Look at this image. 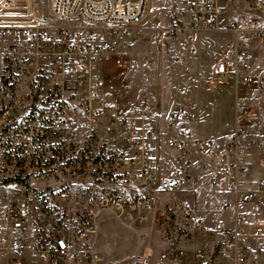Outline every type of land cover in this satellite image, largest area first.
<instances>
[{
    "label": "built area",
    "instance_id": "obj_1",
    "mask_svg": "<svg viewBox=\"0 0 264 264\" xmlns=\"http://www.w3.org/2000/svg\"><path fill=\"white\" fill-rule=\"evenodd\" d=\"M149 1L50 0L44 14L34 0H0V185L13 187L12 203L0 219L26 230L30 193L46 200L58 187L75 208L66 227L38 247L48 264H103L95 246L96 219L98 210L110 206L127 209L132 219H152L166 244L157 260L135 258L130 264H264L250 257V221L239 208L251 205L253 215L264 213V177L251 186L245 159L252 146L260 145L264 153L262 115H254L250 105L255 92L264 89V64L260 76L253 73L259 52L264 59V19L243 21L238 0H185L188 35L175 57L182 67L197 55L200 32L233 34L208 84L237 81L235 132L220 150L214 138L201 139L171 123L175 168L158 183L151 142L106 98L103 68L110 59L118 67H137L120 50L119 35L142 27ZM179 86L180 115L194 121L199 82L189 72ZM56 176L55 185L38 180ZM188 184L231 193L234 227L222 222L218 229L208 228L192 200L182 196ZM255 236L264 238V221ZM2 238L0 264H23L19 250L6 256ZM184 241L199 245L188 249ZM259 250L264 255V247Z\"/></svg>",
    "mask_w": 264,
    "mask_h": 264
},
{
    "label": "rangeland",
    "instance_id": "obj_2",
    "mask_svg": "<svg viewBox=\"0 0 264 264\" xmlns=\"http://www.w3.org/2000/svg\"><path fill=\"white\" fill-rule=\"evenodd\" d=\"M258 1L238 0L237 12L243 21L264 19V0ZM34 2L44 14H49L50 0ZM188 22L185 0H150L149 13L141 23L142 27L130 28L119 35L120 50L134 58L137 67L132 70L118 67L113 59L107 60L103 66L107 82L106 98L113 103L117 113L134 119L139 133L152 141L156 152L161 148L170 159L175 149L169 143V126L176 122L174 117L186 119L180 115L183 94L179 85L189 72L198 82L199 78L202 81L208 79L210 69L227 53L226 43L233 38V34L226 31L200 32L197 36V55L189 56L187 67H182L175 57L188 35ZM253 64V73L260 76L264 64L262 55ZM211 87L219 92L211 95L215 105L210 117L204 119L203 127L211 132L224 131L229 127L232 99L230 94L220 91L227 86ZM253 98L250 104L252 112L262 115L264 119V89ZM156 160L160 168L161 161ZM163 163L167 170V162ZM38 180L51 185L58 182L57 176ZM12 188L11 185H0V216L12 203ZM30 196L32 209L26 230L12 229L9 221L0 219L2 245L8 257L19 250L23 264H48L40 257L38 247L51 242L55 232L66 227L65 224L72 217L71 212H74L75 202L65 201L63 190L58 187L55 191H49L46 200L34 192ZM128 213L127 209L115 206L97 211L95 246L103 264H130L135 258L157 260L165 248L152 219H132Z\"/></svg>",
    "mask_w": 264,
    "mask_h": 264
},
{
    "label": "crops",
    "instance_id": "obj_3",
    "mask_svg": "<svg viewBox=\"0 0 264 264\" xmlns=\"http://www.w3.org/2000/svg\"><path fill=\"white\" fill-rule=\"evenodd\" d=\"M258 55H261L260 52L258 53ZM236 84L237 81H233L225 89L220 90L221 92L230 94L232 99L230 122H229V127L226 130L219 132H211V131H207L208 128L203 127V124L205 123L204 119L210 117L212 112V107L215 105V101L211 99V95L218 94L219 90H216L215 88L209 86L208 79L202 81L201 78H199V88L194 94V99L198 105L196 119L194 121H188L185 118L180 117L179 119L176 120V127L178 129L186 128L192 131L193 133H195L197 137L201 139L212 137L218 143L220 150H224L226 144H228L232 140L235 132L234 99H235ZM255 93H257V91ZM258 95L259 93L255 94L254 98L257 97ZM261 120L262 123L264 124V119ZM259 134H261V140L264 143V139H263L264 134L262 133V130H259ZM150 142L152 145L151 140ZM155 150L156 149L152 147V156L153 159L156 161V165H157L155 176L158 183H162L163 180L174 171L175 165L172 156L170 159V157H168V154L165 155V152H163L161 148L157 152ZM156 158H158L161 161L160 168H158L159 164ZM245 159L250 167V174L248 176V179L250 180V185L255 187L259 179L264 177V166L260 165V160L264 159V153L261 150V146L260 145L252 146L249 149ZM164 161L167 162V166H168L167 170H165V168L163 167ZM186 188L187 191L184 192L182 196L188 197L192 200L196 210L198 211L199 215L203 217L208 228L218 229L222 222H224L229 228L234 227L233 214L235 210L234 209L235 202H234V197L231 193L227 192L224 189H219L218 191H211L209 187L199 188L191 184L186 185ZM193 188H196L197 190H192ZM161 201L164 202L165 198L162 197ZM226 203L230 204V207L228 209L224 207ZM239 208L240 210L248 214L250 221V223L246 226V229L250 234L248 242L252 248L250 257L251 259H255L257 261H264V255L259 250L264 247V238L255 236V229L257 228V225L260 222L264 221V213L253 215L251 205H239ZM254 220H256V223L253 225ZM198 245L199 242L193 243L189 241H184L182 243V246L188 249H192L194 247H197ZM165 248H166V244H165Z\"/></svg>",
    "mask_w": 264,
    "mask_h": 264
}]
</instances>
